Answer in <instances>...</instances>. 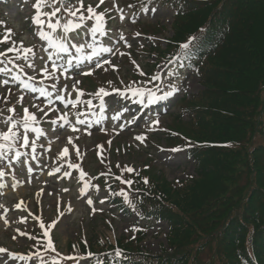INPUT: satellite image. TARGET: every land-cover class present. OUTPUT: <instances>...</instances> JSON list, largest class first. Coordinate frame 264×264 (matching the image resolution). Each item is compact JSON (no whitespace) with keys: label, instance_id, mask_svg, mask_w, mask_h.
I'll list each match as a JSON object with an SVG mask.
<instances>
[{"label":"trees","instance_id":"trees-1","mask_svg":"<svg viewBox=\"0 0 264 264\" xmlns=\"http://www.w3.org/2000/svg\"><path fill=\"white\" fill-rule=\"evenodd\" d=\"M182 7L181 26L205 25L201 43L212 42L200 56L204 89L192 102L200 116L193 132L198 141L228 143L194 150L196 177L181 192L167 184V195L150 198L173 221L174 250L188 251L203 236L212 254L201 264H238L248 240L264 248V0Z\"/></svg>","mask_w":264,"mask_h":264},{"label":"rangeland","instance_id":"rangeland-1","mask_svg":"<svg viewBox=\"0 0 264 264\" xmlns=\"http://www.w3.org/2000/svg\"><path fill=\"white\" fill-rule=\"evenodd\" d=\"M162 2L157 1L151 4L150 12L153 14L151 18L147 19L149 24H144L145 26L139 27L137 26L139 31H144L146 33H151L155 35V39H160V46L163 48L165 42L163 39L170 38L173 35L172 21H173V13L174 10L170 5L161 4ZM29 3L25 4L23 7L24 10H28L30 7ZM15 7V0H12L10 6L6 7L9 14L11 15L12 20L18 21L19 28L25 26V23L21 21V19L17 16H14V12L17 11ZM110 9V5H109ZM151 21V22H150ZM157 22V23H156ZM129 29L131 26L127 23L125 24ZM146 28L147 30L143 29ZM132 30L134 27L131 28ZM25 38L29 39V33L25 35ZM134 49L131 51H121L117 54L118 58H115L111 61V64L107 63L108 68L112 69L113 65L119 64L120 70L117 72H113L114 77L109 76V72H106L105 69L99 68L93 74L96 82H108L110 79L117 81H124L130 73L133 71V66H131V62L128 58L125 59L124 65L121 67V58L122 53H131L132 60L135 62L134 68L141 70L142 72L151 71L153 66H149L146 63H152L156 58L155 54L147 50V48H140L139 46L146 44V40L143 39L142 36L136 35L133 37ZM139 47V48H137ZM142 49V50H141ZM134 51V52H133ZM161 63V62H160ZM138 66V67H137ZM103 67V66H102ZM105 68V67H104ZM175 66L173 63L165 64L162 62L159 64L155 70L153 77H159V79H153V82L156 80H160L163 75V83L157 84L154 87H158L160 89L158 91L159 95H162V92L165 90L168 92H173L172 96L178 95L176 98L178 99L180 95H190L194 94L198 91H202L201 80L197 78L192 72L183 70L181 77L176 80V84L174 86H167V83L171 81L170 75L172 74ZM112 74V73H110ZM90 82L92 79H87ZM101 80V81H100ZM111 80V81H112ZM79 82V80H78ZM87 86V85H86ZM176 90H178L176 92ZM132 94V93H130ZM148 96V94L146 95ZM175 98V99H176ZM159 102L162 100H158ZM183 103L180 107L177 104H173L168 112L159 120V127H164L165 125L169 128L175 130L176 139H171L170 143L166 144L163 140V133L159 130L157 132L153 131L151 137H148L145 132L143 133H134L123 134L121 137L111 138L110 142L107 146L105 140L99 142L95 141L94 143L88 142L83 143L79 147V151L83 153V158L85 159L83 164L84 168L90 172L95 174H105L109 169H111L112 165L117 163H127L130 165L134 172H138L139 169H142V166L148 167L146 173L151 179H155L157 175L160 178H165V184H169L168 181H176V179H186L188 176L192 175L196 171L195 162L192 159L186 158L185 152L183 149H165L166 145H174L176 142H182L184 136H189L196 138V135L193 132V128L190 125L191 122L195 120L193 114H191V107L188 104ZM187 105V109L189 111V117L187 118L182 114V107ZM191 118V119H189ZM155 127V126H154ZM157 134V135H156ZM141 136L146 139L141 142L137 140L136 137ZM262 139H257V142H261ZM85 144V145H84ZM102 145L103 149L101 150L98 146ZM48 190H53L50 188ZM73 188L67 194L68 196L74 197ZM40 196L44 199L43 208L45 214L49 217L54 215V207L55 208H65L64 201L57 197L56 194H48V191L44 192V194H40ZM79 206L82 207V204L79 202ZM82 212L80 210H75L71 213V215H65L62 223L58 225V227L54 230L55 236L59 241V247L63 251H65L66 243L69 239L72 241H81L88 238H95L96 236H100L105 241H110L113 243L115 239L124 235L125 237L133 232L131 229V221L134 220L133 217H127L126 215H119L116 218L110 219L109 216H105L103 214H98L96 219H79L81 216H86V214L80 215ZM167 232V227L165 224L153 223V225H148L144 231V237L141 241V247L147 251L152 253H156L159 250V246L166 243L165 234ZM2 234L0 230V235ZM134 234V232H133ZM123 237V236H122ZM2 243L6 244V246L10 248L15 247H23V242H14L12 241L9 234L4 235L2 238Z\"/></svg>","mask_w":264,"mask_h":264},{"label":"snow or ice","instance_id":"snow-or-ice-1","mask_svg":"<svg viewBox=\"0 0 264 264\" xmlns=\"http://www.w3.org/2000/svg\"><path fill=\"white\" fill-rule=\"evenodd\" d=\"M105 0H99V3L96 5V8H99L100 5L104 4ZM112 5L113 7H116L115 4V0H112ZM33 8L35 9V14L32 17V21L33 23L38 27V34L41 37V39L46 40L50 47L55 48L57 51L59 52H66L68 51V48L66 47V40L67 37L70 33L74 32L77 29H80L82 27V24L85 21H94V26L91 27L90 31L93 35H95L96 33H101L104 34L105 33V15L106 12L110 11V9H106L104 12H97L96 8L92 7L91 5H89L86 9L84 7V0H77V3L74 5L71 0H35V3L32 5ZM45 8H50L51 11H44ZM119 12H123V9H117ZM64 12L67 14L68 17H70V19L66 20L64 23H61V20L58 18V14ZM85 12L87 13V15H85ZM123 15H121V19H123ZM45 24L47 25V28L50 29V32H46L44 31V26ZM57 30H62L63 35L60 38H55L53 36V33H56ZM9 33L11 32V30H7ZM137 35H139V33H137ZM121 39H123V37L121 36ZM191 39H195V38H191ZM8 40V36H5L4 40L0 41V43H6ZM191 40L187 43L181 44L180 45V49L181 50H187L190 46ZM79 50V49H78ZM8 52H23L24 58L28 59V54L33 53V50L31 48H21V49H16L15 47L13 48H9L7 50ZM102 51H106V52H111L112 49L111 48H104L102 49ZM181 55H183V51L181 52ZM0 56H3L5 58H7V52H0ZM19 58V57H17ZM49 60L52 59L51 56L48 57ZM69 63H71V61H69ZM107 63L111 64V61H107ZM135 63V62H133ZM28 67L34 68V64H29ZM114 69L117 68V66L113 65L112 66ZM138 67V66H137ZM59 70L55 64H53V71L52 73H49L48 68H44L43 72L48 73L50 76L54 74L55 71ZM0 71H4V69H0ZM91 72L85 73V75H91ZM141 75H143V73H141ZM153 79H159V77H153ZM4 84H7L8 81L4 80L3 81ZM75 83H79L78 81ZM111 83V82H109ZM55 86V85H54ZM75 86V84H74ZM25 88H28L29 85L27 83L24 84ZM125 91H130L132 93L133 96H140L143 97L145 95V92L147 91L148 97H149V103H153L155 101L158 100H165L167 99L169 96H171L173 94V92H165L163 95L161 96H157L154 92L150 91V90H146V89H142V88H133L131 86H129ZM78 92V96L83 95V91L77 89ZM112 92L117 93L118 95H123V93L119 90V89H112ZM41 94H45V90L41 89ZM93 95H95L97 98H99L100 100V108L101 110L104 109L105 107V100L104 98L110 95V92L107 91L106 89H104L103 87H101L98 91H96L95 93H93ZM21 100L23 99L22 97L20 98ZM79 100L77 99V101L73 102V104L78 103ZM142 102V101H141ZM89 107L92 106V101L88 100L86 102ZM9 111H14V109H9ZM40 111H44L43 109H40ZM45 115H47V113H45ZM115 118H119L118 116ZM36 116L32 113H30L28 111V109H24V117H23V128L25 130H28L30 127L29 122H35L36 121ZM61 119H63L65 121V123H67V117L66 116H62ZM11 122V117L8 118V120L6 121V123ZM53 124L56 123L55 120L52 121ZM78 123H84V121L82 120H78ZM153 123L158 124L159 121H154ZM18 125L16 123L12 124V127H9L8 130L6 132H2L0 133V139H3L5 142H14L15 139L17 138V132L14 131L13 129L16 128ZM33 131L39 133L41 132V129L39 128H35L32 129ZM73 131H78V129H76L75 127H73L72 129ZM20 139L23 140L24 145H28L29 140L28 137L26 135H23L20 137ZM137 140H140L141 142H143L144 139H146L145 137H141L138 136L136 137ZM69 144H73V141L71 138H69L68 140ZM109 143H111L109 141ZM10 145L8 143L5 144H0V148H6L9 147ZM73 147L76 148V152L77 155H80L79 152V148L77 146H75L73 144ZM101 150L103 149L102 145L98 146ZM35 149L33 148V151ZM17 155H19V153H17ZM68 155V148L65 147L63 149V151L60 153V156H67ZM70 167L73 168H78L79 165H74V164H70ZM117 167H119V165H117ZM128 172H132L134 171V169L128 167L125 169ZM57 171H59V169H57ZM0 175H3L2 172H0ZM85 173H83V171L81 170V179H83ZM117 179H121V177H116ZM123 183L126 184H131V181H122ZM145 183H147V180H145ZM85 188L88 187L87 184H85L84 186ZM120 195L125 196V199H127V194L123 191H121L119 193ZM103 202V201H101ZM89 204L92 203L91 200L88 201ZM20 205H16V207H19ZM3 207V206H0ZM5 223H7V221L5 220ZM41 227H44L43 224H41ZM44 235L47 237L48 236V232H45ZM47 247L49 249H51L52 251H55L54 245L51 241V239L49 238L47 241ZM7 252L6 249L0 248V253H5ZM36 255H39V253H37ZM117 255H119V253H117ZM17 257V254H13V259H15ZM31 257H26L23 255L19 256V259H30ZM68 259H73L75 260V257H68ZM52 264H57L56 258H53Z\"/></svg>","mask_w":264,"mask_h":264}]
</instances>
